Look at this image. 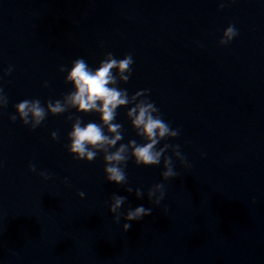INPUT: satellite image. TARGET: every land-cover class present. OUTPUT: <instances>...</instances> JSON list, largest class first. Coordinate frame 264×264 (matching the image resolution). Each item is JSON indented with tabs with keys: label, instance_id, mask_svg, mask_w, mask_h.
I'll return each instance as SVG.
<instances>
[{
	"label": "water",
	"instance_id": "water-1",
	"mask_svg": "<svg viewBox=\"0 0 264 264\" xmlns=\"http://www.w3.org/2000/svg\"><path fill=\"white\" fill-rule=\"evenodd\" d=\"M220 2L0 0V85L9 101L0 109V264L214 263L238 143L252 12V0H223V8ZM229 23L238 35L220 45ZM106 52L132 54V75L119 86L129 94L150 89L163 118L180 129L167 142L181 146L191 167L173 156L177 175L163 180V158L150 166L130 159L127 184H116L106 179L103 153L87 161L67 150V113H49L36 129L18 114L9 119L22 99L43 103L71 89L61 64L83 57L95 67ZM9 65L13 71L4 76ZM76 114L98 120L96 113ZM116 119L125 129L122 142H140L126 108ZM158 182L165 197L155 205L147 191ZM128 186L140 187L143 197ZM113 193L127 197L121 212L143 204L151 214L124 231L123 217L117 222L109 211Z\"/></svg>",
	"mask_w": 264,
	"mask_h": 264
},
{
	"label": "clouds",
	"instance_id": "clouds-1",
	"mask_svg": "<svg viewBox=\"0 0 264 264\" xmlns=\"http://www.w3.org/2000/svg\"><path fill=\"white\" fill-rule=\"evenodd\" d=\"M223 8L224 2L218 5ZM238 35V29L229 23L223 30L219 40L220 45L229 44ZM103 42H101V46ZM134 58L131 53H126L123 58L116 57L112 52H106L97 66L93 67L83 57H77L71 61V66L61 64L59 70L66 73L64 79L71 84V89L61 98H49L41 102L39 98H25L14 105L16 111L10 114L12 121L19 119L24 125L36 129L47 118L48 114L58 115L67 113L66 119L71 121V130L67 133L69 143L65 145L75 159L94 160L98 154L103 153L105 161L104 172L109 182L127 184L126 167L130 159H134L136 165H160L163 158V180L177 175L174 168L173 156L179 159L186 167H191L186 156L181 152L179 144L168 143L169 138H175L180 134L179 128H173L164 118L155 101L150 99V89H140L129 94L127 88L120 87V83H127L132 75ZM14 65H9L4 70V76L13 71ZM3 80V76H0ZM43 86L48 87L49 82L44 81ZM8 97L4 87L0 85V109L8 105ZM126 108V115L140 142L135 138L124 140V126L116 117L118 109ZM75 109V112L70 111ZM96 113L98 120L84 121L76 113ZM51 137L58 139L57 131L51 132ZM165 141L162 146L160 142ZM171 149L172 155L168 150ZM204 155V153H201ZM32 171L36 166L30 165ZM45 179L50 173H39ZM67 182V177H65ZM128 192L135 191L138 198L144 193L140 187L133 189L128 186ZM83 198L85 193L78 192ZM148 199L155 205H159L165 197V185L158 182L147 191ZM127 197L117 193L111 196L109 211L117 222L124 219L123 230L127 231L132 225L131 221H139L152 212L151 207L143 204L129 207L121 212ZM167 211V209H165Z\"/></svg>",
	"mask_w": 264,
	"mask_h": 264
}]
</instances>
